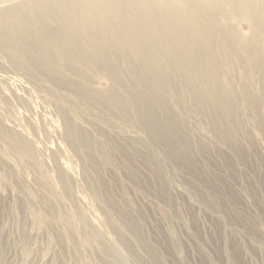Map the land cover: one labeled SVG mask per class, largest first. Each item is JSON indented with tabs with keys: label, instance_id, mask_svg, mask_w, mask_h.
Here are the masks:
<instances>
[{
	"label": "rangeland",
	"instance_id": "rangeland-1",
	"mask_svg": "<svg viewBox=\"0 0 264 264\" xmlns=\"http://www.w3.org/2000/svg\"><path fill=\"white\" fill-rule=\"evenodd\" d=\"M215 1L223 9L222 27L208 0L182 4L216 33L215 81L229 106L221 111L212 104L203 70L191 73L203 106L183 96L186 83L172 76L164 86L166 110L158 114L162 123L167 115L175 119L176 144L184 151L180 160L170 158L169 147L148 148L147 132L132 122L133 111L117 114L61 82L67 66L59 72L20 69L0 55V264H82L59 223L64 216L92 240L88 245L75 236L86 264H117L101 246L122 264H264V29L258 24L264 12L258 0ZM237 9L243 10L240 17ZM223 30L242 32L236 48ZM121 74V85L133 83L125 66ZM85 76L93 89L105 87L100 73ZM118 85L113 88L122 96ZM59 114L102 146L109 162L96 166L92 153L84 158L54 122ZM5 131L26 140L35 159L20 156ZM58 172L66 185L52 195L39 179L58 181ZM119 210L137 225L157 262L131 238L130 252L120 243L125 233Z\"/></svg>",
	"mask_w": 264,
	"mask_h": 264
},
{
	"label": "bare ground",
	"instance_id": "bare-ground-1",
	"mask_svg": "<svg viewBox=\"0 0 264 264\" xmlns=\"http://www.w3.org/2000/svg\"><path fill=\"white\" fill-rule=\"evenodd\" d=\"M8 1L0 0V55L7 56L9 63L20 69L39 67L59 72V67L67 66L68 72L58 77L61 82L76 89L81 98L95 100L117 114L133 111L132 122L141 123L147 132L145 142L148 148L158 144L169 147L172 160H180L184 153L182 145L176 144L177 125L174 117L168 115L162 123L158 114L166 110L164 86L169 84L172 76L186 83L188 88L183 96H193L195 103L203 106L199 86L191 82L192 71L203 70L208 76V89L213 94L212 104L218 105L221 111L228 109L229 100L216 85L211 56L216 33L188 14L182 0ZM247 1L252 5L256 2ZM258 1L264 12V0ZM207 7L209 12L215 13L217 27H222L223 9L220 4L208 0ZM242 11L237 9L235 14L240 17ZM258 18L260 28L264 29V15L260 14ZM223 34L233 48H236V38L243 35L232 30ZM122 48L130 50L132 56H123ZM76 65L82 69H76ZM124 66L133 77L131 85L120 84ZM86 71L100 73L104 77L105 87L97 90L90 87ZM71 74L76 75L77 79L72 80ZM262 77L261 101L264 102V67ZM114 85L120 86L125 93L118 95ZM57 116L54 122L62 128L66 138L71 137L75 146L78 145L76 149L81 148L84 158L92 153L96 166L109 162L102 146L84 132L76 130L67 118L60 114ZM169 124L174 127L171 128ZM4 134L20 156L35 159L26 140L8 131ZM70 167L73 168L71 164ZM56 177L58 181L47 175L39 179L52 195L66 185V177L61 172ZM85 180L88 186H93L91 178L86 176ZM96 180L100 186L104 185L99 176ZM118 218L122 219L125 233L120 237V243L127 252L131 250V238L157 262V254L147 244L137 225L123 210L118 211ZM59 223L73 247L72 251L76 252L82 264H86L77 249L75 236L88 245H92V240L73 229L71 217H61ZM100 250L110 254L117 264L123 263L114 256L111 248L101 246Z\"/></svg>",
	"mask_w": 264,
	"mask_h": 264
}]
</instances>
